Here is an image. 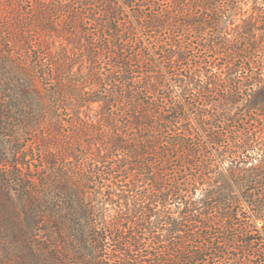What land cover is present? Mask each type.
<instances>
[{
    "label": "trees",
    "instance_id": "obj_1",
    "mask_svg": "<svg viewBox=\"0 0 264 264\" xmlns=\"http://www.w3.org/2000/svg\"><path fill=\"white\" fill-rule=\"evenodd\" d=\"M0 165L55 264H264V0H0Z\"/></svg>",
    "mask_w": 264,
    "mask_h": 264
},
{
    "label": "rangeland",
    "instance_id": "obj_2",
    "mask_svg": "<svg viewBox=\"0 0 264 264\" xmlns=\"http://www.w3.org/2000/svg\"><path fill=\"white\" fill-rule=\"evenodd\" d=\"M242 6L245 10L251 11V4ZM145 43L148 45L147 42ZM148 47L152 51L151 45H148ZM162 71L165 73L164 69ZM233 112L237 114L236 117L247 119L241 109L233 107ZM188 116L192 125L196 126L203 136L204 133L200 130L197 117L190 111H188ZM208 148L209 152H211L208 155L212 156V163L225 167L222 166L224 156L212 149L210 145H208ZM6 167L0 165V173H4L7 170ZM225 173H227V170ZM37 180L38 178L35 179V182ZM29 181H32L31 184L34 183L33 180ZM42 212L46 214L52 213V211ZM37 213L38 211H23V200L19 184L9 181L0 182V264H55L53 257L55 245L50 237L53 235L52 228L54 225L48 222L50 220L49 217L45 218L47 223L41 227L42 230L39 233V229L33 228V215ZM114 215L115 212L112 211L110 216ZM257 224L259 228L263 225L261 221L257 222Z\"/></svg>",
    "mask_w": 264,
    "mask_h": 264
}]
</instances>
